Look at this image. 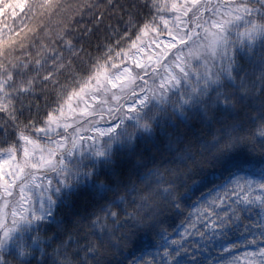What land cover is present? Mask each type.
Wrapping results in <instances>:
<instances>
[{
	"label": "snow or ice",
	"instance_id": "6c2138e0",
	"mask_svg": "<svg viewBox=\"0 0 264 264\" xmlns=\"http://www.w3.org/2000/svg\"><path fill=\"white\" fill-rule=\"evenodd\" d=\"M0 264H264V0H0Z\"/></svg>",
	"mask_w": 264,
	"mask_h": 264
}]
</instances>
